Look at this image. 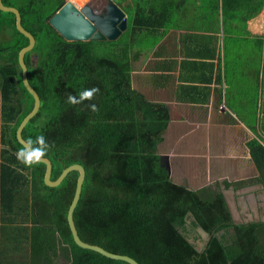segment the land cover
<instances>
[{"label":"trees","instance_id":"trees-1","mask_svg":"<svg viewBox=\"0 0 264 264\" xmlns=\"http://www.w3.org/2000/svg\"><path fill=\"white\" fill-rule=\"evenodd\" d=\"M2 2L19 11L23 28L35 38L24 62L40 108L22 130V138L45 136L51 180L72 164L85 169L73 212L79 238L138 264H264V224H233L217 184L192 190L173 183L156 152L169 110L135 91L130 73L146 48L144 36L168 24L158 9L159 0L127 5V29L116 41L72 42L48 23L64 0ZM256 4L249 0L246 20L260 12L264 0ZM0 13V30L10 28V42L0 45V206L14 214L17 195L28 186L30 227L20 229L29 245V264H128L74 243L66 214L77 172L51 188L43 183V164L25 168L17 161L22 146L15 131L33 106L17 61L28 39L16 30L12 13ZM106 45L109 53L100 54L99 48ZM93 87L99 89L93 99L67 103L68 93L78 97ZM92 104L97 112L89 110ZM249 150L264 184V147L250 143ZM197 228L209 236L200 251Z\"/></svg>","mask_w":264,"mask_h":264},{"label":"crops","instance_id":"crops-1","mask_svg":"<svg viewBox=\"0 0 264 264\" xmlns=\"http://www.w3.org/2000/svg\"><path fill=\"white\" fill-rule=\"evenodd\" d=\"M134 1L113 0L123 12ZM224 1L159 0L168 24L144 36L130 80L169 110L156 152L171 181L192 190L217 184L238 219L233 196L254 205L260 188L249 144L264 147V7L246 20L249 0ZM1 218L0 264H29L24 224H14V214Z\"/></svg>","mask_w":264,"mask_h":264},{"label":"water","instance_id":"water-1","mask_svg":"<svg viewBox=\"0 0 264 264\" xmlns=\"http://www.w3.org/2000/svg\"><path fill=\"white\" fill-rule=\"evenodd\" d=\"M0 11L12 13L14 15L16 30L28 39V44L18 52L17 56V61L21 70L22 84L33 99L32 109L21 120L15 131L17 142L23 146L24 139L22 138V130L40 108L39 96L28 82L27 66L24 62L25 54L30 52L35 46V38L23 28L20 13L16 8L5 6L2 0H0ZM48 23L65 41L70 42L115 41L127 28L125 13L112 0H106L102 8H97V6H94V4L90 2H86L79 7L70 0H64L61 8L51 16ZM42 164L45 166L43 183L51 188L58 186L70 172L75 171L78 173L74 194L66 214V221L74 243L82 249L94 251L109 259L124 261L128 264H138L129 256L108 252L99 246L85 243L79 238L73 222V212L80 198L82 184L85 179V169L79 164H72L62 169L55 180H51V161L45 157ZM222 194L228 206L229 200L223 189ZM228 209L230 211L229 206ZM197 232L205 240L206 245L209 241L208 234L202 228H197ZM200 250L201 249H198V251Z\"/></svg>","mask_w":264,"mask_h":264},{"label":"clouds","instance_id":"clouds-1","mask_svg":"<svg viewBox=\"0 0 264 264\" xmlns=\"http://www.w3.org/2000/svg\"><path fill=\"white\" fill-rule=\"evenodd\" d=\"M91 3V2H90ZM99 92V89L93 87L91 89H85L79 93L78 97L67 94V103L70 105L81 104L84 100H91ZM92 112H97L98 108L95 104L88 106ZM49 144L44 135H39L33 140L28 138L24 140L23 146L18 149L16 153V159L19 163L23 164L25 168H33L34 166L43 163L45 157L48 155Z\"/></svg>","mask_w":264,"mask_h":264},{"label":"rangeland","instance_id":"rangeland-1","mask_svg":"<svg viewBox=\"0 0 264 264\" xmlns=\"http://www.w3.org/2000/svg\"><path fill=\"white\" fill-rule=\"evenodd\" d=\"M71 1H74L77 3V5H79V7H81L83 5V2H85L86 0H71ZM103 0H99L100 3H102ZM92 4H94V6H98L99 4L97 3H93V0L90 1ZM206 4V2H205ZM207 7V6H206ZM125 15L128 13H126V10H125ZM0 16H4L2 13H0ZM0 45H6L7 43H9V35H10V28L6 26V28H3L2 30H0ZM125 38V37H123ZM121 43L123 41V39H120L119 40ZM106 47V48H105ZM108 49V45L106 46H102L99 48V53L100 54H108L109 53V50ZM35 57H31V63H34L35 62ZM25 174V173H23ZM16 204H15V207H14V221L15 223L14 224H24L22 225L23 228H25V225H30V212L32 210L31 208V204H30V196H29V188L28 186H22V188L20 189L19 191V194L17 195L16 197ZM12 214H8L6 215V213L4 212V210L2 208H0V225L2 224V221H1V217L2 216H11ZM1 230V228H0ZM21 233V232H19ZM23 239H22V244H23ZM25 244V243H24Z\"/></svg>","mask_w":264,"mask_h":264},{"label":"flooded vegetation","instance_id":"flooded-vegetation-1","mask_svg":"<svg viewBox=\"0 0 264 264\" xmlns=\"http://www.w3.org/2000/svg\"><path fill=\"white\" fill-rule=\"evenodd\" d=\"M256 184H259L260 188L258 189V191H256V201L254 205L249 199H245V203L243 204V200H239L241 196L238 195V193L233 196V202L236 208H238L241 212V216L238 219H235V217L232 216L231 212H229L234 224H248L259 222L264 224V184L260 180H258ZM240 188H235L234 190L237 192ZM254 209L256 210V214L253 211ZM205 243V240L200 236V240L197 242L198 249H201L205 245Z\"/></svg>","mask_w":264,"mask_h":264},{"label":"built area","instance_id":"built-area-1","mask_svg":"<svg viewBox=\"0 0 264 264\" xmlns=\"http://www.w3.org/2000/svg\"><path fill=\"white\" fill-rule=\"evenodd\" d=\"M90 1H91V0H90ZM105 1H106V0H103L102 3H104ZM112 1H113V0H112ZM88 2H89V0H88Z\"/></svg>","mask_w":264,"mask_h":264},{"label":"bare ground","instance_id":"bare-ground-1","mask_svg":"<svg viewBox=\"0 0 264 264\" xmlns=\"http://www.w3.org/2000/svg\"><path fill=\"white\" fill-rule=\"evenodd\" d=\"M70 1H71V0H70ZM93 1L95 2V0H93ZM96 1H97V0H96ZM94 2H93V3H94ZM77 6H79V5H77Z\"/></svg>","mask_w":264,"mask_h":264}]
</instances>
